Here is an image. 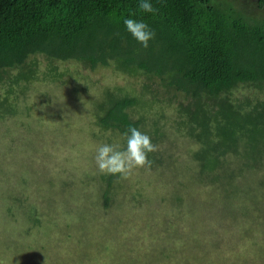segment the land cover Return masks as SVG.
<instances>
[{
    "label": "trees",
    "instance_id": "16d2710c",
    "mask_svg": "<svg viewBox=\"0 0 264 264\" xmlns=\"http://www.w3.org/2000/svg\"><path fill=\"white\" fill-rule=\"evenodd\" d=\"M152 3L154 13L139 10L136 0H0V119L16 112L27 84L37 80L39 73L58 89L59 98H53L61 100L49 105L53 100L51 94L42 95L48 108L44 118L35 110H28L13 131H9L10 126L7 130L13 133L18 128L21 137L0 140V146L5 148L1 151L11 152L12 159L15 154L19 162L16 165L15 160L12 162L8 181L2 174L10 190H5L0 177V202L5 205L0 209L6 214L0 215L3 253L0 260L4 261L0 264H16L13 258L19 254L23 264L39 256L35 241L41 240L33 231L38 226L45 229L46 223L39 217V207L24 192L35 184L33 174L28 172L32 170L29 169L32 153L28 150L21 156L12 149L30 143L24 132L33 133L34 137L49 136L54 129L58 148L68 146L72 132L69 135L66 132L71 130L76 111L73 116L63 113L67 110L71 113L70 107H66L71 100L75 108L80 106L71 93L82 89V85L75 77L66 76L59 64H76L79 72L110 69L135 80L137 89L135 85L102 88L97 97L88 99V116L92 117L93 126L111 132L124 144L123 133L129 125L146 132L155 145V150L148 153V163L142 166L148 170L168 165L172 155L166 142L170 136L177 135L192 144L189 153L193 174L181 192L186 188L183 195H194L196 205L200 204V191L195 189L216 186L223 201L219 204L227 210L224 214L228 212L239 219L238 214H251L250 205H256L264 196V0H152ZM129 14L144 19L155 31L147 48L125 30L123 18ZM163 118L169 119L168 127L161 121ZM62 162L67 164L52 177L47 173L36 177L38 183L43 178L40 184H35L38 189H49L56 181L60 186L71 180L74 189L78 182L86 184L80 166L70 164L68 158H62ZM258 171L263 172V177L256 181L259 191L257 183L244 184ZM94 175L92 192L86 195L92 218H96L93 214L99 209L103 212L112 209L120 194L128 199L130 196L134 204H145L142 199L146 196L140 201L139 185L132 187L128 172ZM194 180L199 186L194 187ZM21 185H25L23 189H17ZM80 187L75 189L76 195L82 192ZM129 187L134 192L129 193ZM45 202L46 208L52 207L51 200ZM203 205L212 212L215 210L211 202L204 201ZM179 217L188 223L193 215L181 212ZM76 218L80 220L79 216ZM97 221H92L96 227ZM111 222L104 224L103 231L115 232L121 240L117 230L122 221L119 225L117 221ZM213 231L199 234L220 238ZM41 234L46 237L45 230ZM210 242H197L201 258L207 256L206 250L216 253L222 246L220 240ZM6 258L11 261L7 263ZM48 260L52 261L42 256L39 264H50ZM218 260L226 262L225 258ZM253 261L260 264L254 257Z\"/></svg>",
    "mask_w": 264,
    "mask_h": 264
},
{
    "label": "rangeland",
    "instance_id": "374dc122",
    "mask_svg": "<svg viewBox=\"0 0 264 264\" xmlns=\"http://www.w3.org/2000/svg\"><path fill=\"white\" fill-rule=\"evenodd\" d=\"M59 68L67 73L66 76L78 79L79 84L82 85V89L71 93L77 98L75 100L80 102V106L75 108V104H72L73 100H71V103L69 102L66 106L70 107L71 113L68 110L63 113L65 116L66 114L73 116L76 111V118L70 126L71 130L66 132L67 135L72 132L71 139L67 141L68 146L58 148L54 129L49 136L34 137L33 133L24 132L30 140L28 147L20 144L16 145L12 151L15 153L18 151V154L22 156L30 150L32 159L30 158L31 161H29V169L32 170L28 171L27 169V171L33 174L35 184H40L43 181L41 178L38 183L37 176L43 177V174L47 173V176L52 177L59 169L63 168L67 163L62 162V158H68L70 164L81 167L80 170L85 174L83 180L86 184L81 185L80 182L75 184V189L81 186L82 190L77 195L75 189L72 188L73 183H69L71 180L60 186L55 180L56 183L50 184L49 189H43V187L38 189L35 184H31L29 188L25 189L24 192L28 194L29 200L39 207L41 221L47 225H45V229L40 226L34 229L33 232L41 240L43 247L41 243L37 242L39 240L35 241L36 248H39L40 251L39 256L33 262L25 261L26 264H39L42 256L52 259V261L48 260L50 264H212L213 259L215 260L214 264H245V261L249 264H256L253 257L256 262L264 264V196L262 195V199H259L256 205H250L251 214L245 216L238 214L239 219H235L231 213L224 214L226 209L219 204L223 201L221 192L216 189V186L215 188L201 186L195 189L200 191L198 195L200 204L196 205L197 200L194 195H183V192L186 193V188H183V192H181V187L193 174L190 169L193 166V159L189 153L193 145L177 135L170 136L171 139H167L166 142L170 147L168 152L172 155L168 159L167 166L153 170L137 166L128 171L130 174L129 183L132 184V187L133 184L139 185V199L141 201L142 197L146 196L145 199H142L145 204L142 205L141 202L134 204L128 194L129 199L120 194L117 197V203L111 205L112 209H108L107 212L99 209L98 211L101 213H94L96 218H92L90 199L86 195H89L90 191L92 192L91 186L95 184L92 178L95 176L94 174L101 173L94 160L96 147L103 143H115L121 146L124 143L118 142L111 132H102L93 126L92 117L88 116V99L93 100L106 86L124 88L135 85V89H137V84L135 80L112 72L110 69L97 68L93 71L81 70L79 72L78 65L72 63L59 64ZM38 75L37 80L27 84L22 95L24 99L18 102L19 106H16V112L0 119V140L12 136L21 137L18 128L13 133H9L7 130L10 126L12 130L9 131H13L22 122V117L28 110L30 112L35 110L41 118H44V111L45 109L47 111L48 108L45 107L46 101L42 100V95L50 93L52 96L50 98L53 96L59 98L57 93H60L53 83L43 78L42 74ZM59 91L63 90L59 89ZM38 96H40L39 100ZM57 98H53L49 105L61 101ZM82 103H87V105ZM58 110V107L54 109L56 113ZM161 121H165L166 126H169L168 118H163ZM3 131L7 132V135L3 134ZM22 138H24L23 135ZM1 149L5 148L0 146V151ZM11 156L13 155L9 151L3 150L0 153V160H2L0 161V177L4 181V186L6 179L8 181L11 178L12 162L15 160V165L19 163L15 159V154L14 159ZM132 170L136 173L133 174ZM252 177L244 180V184L257 183L256 181L263 177V172L258 171ZM193 184L194 187L198 185L195 180ZM255 185L258 190V183ZM24 186H17V189H23ZM132 187L127 189L129 193L134 192ZM4 188L5 190L9 189L8 184ZM82 194L85 195L80 197ZM176 196L180 199H175ZM78 197L81 198L79 201H77ZM189 198L191 203H189ZM49 200L52 201V207L46 208L44 203ZM204 201L211 202L215 210L212 212L205 208ZM0 203V208L5 206L3 202ZM235 211L236 209L233 210V213ZM181 212L192 213L191 221L187 223L186 220L181 219L179 217ZM3 213L0 209V215L5 216L6 214ZM76 216H79L80 220ZM93 219L98 220L97 227L95 222L92 223ZM108 221L114 222L113 224L117 221L118 225L122 221L120 228L118 230L115 228L120 233L121 240L118 239V236L116 237L115 232L108 234L103 231L102 228L104 224H108ZM189 223L188 228H185ZM26 225L23 224L22 227L24 228ZM189 227H192L193 230ZM43 230L46 231V237L41 234ZM210 231L220 238L210 239L211 236L207 234H199V232ZM214 239L221 241L222 248L220 247L221 249L219 248L216 253L206 250L207 256L201 258L198 254L197 242L205 240L207 243H211L210 241ZM33 253L38 254L35 249H33ZM2 255L0 250V256ZM9 256L13 255L9 254ZM14 257L13 260L17 261L16 264H23L21 254ZM218 258H225L226 262L221 263ZM5 261L7 262L8 258ZM0 262L4 263L2 260Z\"/></svg>",
    "mask_w": 264,
    "mask_h": 264
},
{
    "label": "clouds",
    "instance_id": "9594fccd",
    "mask_svg": "<svg viewBox=\"0 0 264 264\" xmlns=\"http://www.w3.org/2000/svg\"><path fill=\"white\" fill-rule=\"evenodd\" d=\"M137 7L144 13H154L152 0H136ZM125 30L143 47L155 37L150 25L135 14L123 18ZM125 144L103 143L96 147L95 164L102 173L126 174L130 169L148 163V153L155 150L151 137L134 125H129L123 133Z\"/></svg>",
    "mask_w": 264,
    "mask_h": 264
}]
</instances>
